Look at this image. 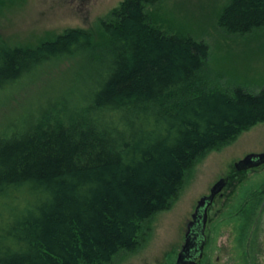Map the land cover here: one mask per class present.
Instances as JSON below:
<instances>
[{
    "label": "trees",
    "instance_id": "16d2710c",
    "mask_svg": "<svg viewBox=\"0 0 264 264\" xmlns=\"http://www.w3.org/2000/svg\"><path fill=\"white\" fill-rule=\"evenodd\" d=\"M162 2L122 0L96 32L0 41V95L73 59L0 129V264H109L141 244L197 158L264 121V85H208V44L164 29ZM217 23L262 27L264 0H229Z\"/></svg>",
    "mask_w": 264,
    "mask_h": 264
},
{
    "label": "rangeland",
    "instance_id": "374dc122",
    "mask_svg": "<svg viewBox=\"0 0 264 264\" xmlns=\"http://www.w3.org/2000/svg\"><path fill=\"white\" fill-rule=\"evenodd\" d=\"M121 1L0 0V41L10 46L36 45L66 29L80 28L96 32L100 21ZM228 1L163 0L158 21L164 29L191 35L208 44V63L212 70L208 85H237L258 90L264 85V26L246 33L222 28L217 23V14ZM72 63L73 59L69 58L45 64L15 88L1 94L0 129L21 112L34 109L36 104L43 101L67 75ZM263 149L264 121L251 125L232 139L206 151L188 168L171 206L152 215L148 222L151 229L147 236L141 237V244L120 250L109 264H173L183 243L186 221L190 219L196 201L208 193L209 187L219 177L231 173L233 163L245 153ZM262 172L264 167L238 175L223 197L214 201L209 213L217 224L215 230L210 232L209 246L200 264L246 263L245 254L241 252L236 255L234 251L233 244L237 241L233 242L231 230L233 227H243L249 220L244 218V214L243 217L233 214L227 224H219L218 221L234 213L248 193L255 186H260L264 175L260 178L255 174ZM250 229L258 237L256 253H253L255 262L252 264H264V208L258 222L252 224ZM250 229L245 233L247 239L251 237ZM247 242L249 240H245Z\"/></svg>",
    "mask_w": 264,
    "mask_h": 264
},
{
    "label": "flooded vegetation",
    "instance_id": "af4514ba",
    "mask_svg": "<svg viewBox=\"0 0 264 264\" xmlns=\"http://www.w3.org/2000/svg\"><path fill=\"white\" fill-rule=\"evenodd\" d=\"M252 153H264L263 150L258 151H249L248 153H245L242 158L238 159L233 163V171L231 173H227L224 176L222 175L219 177L210 187L207 194L202 195L197 201L193 208V211L190 214V219L186 221L185 224V230L183 233V243L181 244L173 264L176 263V259L178 257V254L182 251V248L185 244V233L188 230L187 224L190 222V230H189V245L187 248L184 249V252L181 253V260L182 262L180 264H200L203 259V254L207 252L208 249V238L210 235V232L215 230V226L217 222L211 218L210 216V209L212 205L214 204V201L218 198H222L225 191L231 186V183H233L238 175H243L245 172L255 170L261 167H264V162H259L258 158L252 159V164L250 163H242L240 164L239 161L243 160L247 155ZM239 162V163H238ZM259 162V163H258ZM238 163V165H237ZM256 176H259L260 178L263 177L264 173L261 174H255ZM222 181V184L220 187H215L217 182ZM214 188V189H213ZM212 189L214 191V194L212 196L211 192ZM201 202L200 205L198 203ZM264 208V181L260 183V186H255L251 192L248 193V196L246 199H244L240 203V207L237 208V210L234 213H230L223 219H217L219 224H227L228 221L232 218L233 214L243 217L242 214L245 215L244 218L249 220L243 227L232 228V233L234 235V241H237V243H234L235 246L236 255H239L241 252L245 254L246 257V263L244 264H252V262L255 260V257L253 253H256L255 247L257 246V235H254V232L251 231V225H256V222H258V216L260 213H262V210ZM240 214V215H239ZM253 214V215H252ZM257 216V217H256ZM255 217V218H254ZM254 218V219H253ZM250 220H252L250 222ZM249 230L252 232L250 239L246 238V230ZM245 236V237H244ZM245 240H249V242L245 243ZM236 244V245H235ZM237 246V248H236ZM227 261V259H226ZM242 261V258L240 259V262ZM228 262V261H227ZM203 264V263H202Z\"/></svg>",
    "mask_w": 264,
    "mask_h": 264
},
{
    "label": "water",
    "instance_id": "95a60500",
    "mask_svg": "<svg viewBox=\"0 0 264 264\" xmlns=\"http://www.w3.org/2000/svg\"><path fill=\"white\" fill-rule=\"evenodd\" d=\"M254 158H258L259 160H261V161H259V162H264V153H252V154H249V155H247L243 160H241V161H239L240 162V164H242V163H250V164H252L253 162H252V159H254ZM238 162V163H239ZM258 162V163H259ZM238 163H237V165H238ZM254 164V163H253ZM221 184H222V181H219V182H217L216 183V185L214 186V188L215 187H220L221 186ZM213 188V189H214ZM213 189H212V192H211V195L210 196H212L213 194H214V191H213ZM201 202L202 201H200L199 203H198V205H200L201 204ZM190 222L187 224V227H188V230H187V232L185 233V244H184V246H183V248H182V251L184 252V249L185 248H187L188 247V245H189V230H190ZM183 252H180L179 254H178V257H177V259H176V263L175 264H180L181 262H182V260H181V256H182V254L181 253H183Z\"/></svg>",
    "mask_w": 264,
    "mask_h": 264
}]
</instances>
